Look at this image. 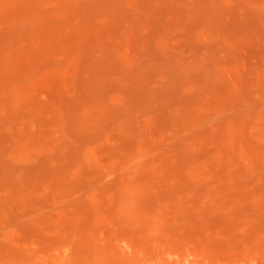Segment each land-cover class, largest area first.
Wrapping results in <instances>:
<instances>
[{"label": "rangeland", "instance_id": "rangeland-1", "mask_svg": "<svg viewBox=\"0 0 264 264\" xmlns=\"http://www.w3.org/2000/svg\"><path fill=\"white\" fill-rule=\"evenodd\" d=\"M0 264H264V0H0Z\"/></svg>", "mask_w": 264, "mask_h": 264}]
</instances>
